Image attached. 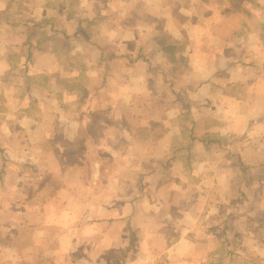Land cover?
Here are the masks:
<instances>
[{
  "label": "crops",
  "instance_id": "1",
  "mask_svg": "<svg viewBox=\"0 0 264 264\" xmlns=\"http://www.w3.org/2000/svg\"><path fill=\"white\" fill-rule=\"evenodd\" d=\"M214 8L0 0V89L25 95L0 146L29 154L25 183L0 181L1 264H196L225 232L264 248L243 204L264 192V34ZM230 202L233 229L201 219Z\"/></svg>",
  "mask_w": 264,
  "mask_h": 264
},
{
  "label": "rangeland",
  "instance_id": "2",
  "mask_svg": "<svg viewBox=\"0 0 264 264\" xmlns=\"http://www.w3.org/2000/svg\"><path fill=\"white\" fill-rule=\"evenodd\" d=\"M197 1L199 2L202 1L203 4H206V6L208 7L216 8L217 0H197ZM224 1L230 7L229 10L230 12L233 11L232 9H237V11L245 12L247 18L253 19L251 23V27L260 28L264 34V0H224ZM21 96L24 97L25 95H22V92H18L17 90H11L10 92H7L6 90L0 89V119L4 118L3 114H6L5 120L7 119V117H11L14 114V111H16L17 107H18V111L22 110V105L19 106H17V104L15 105L16 103L15 101L19 100ZM7 123H11V120H7ZM22 140L24 139H20V140L18 139L16 141L20 142ZM4 149H5L4 147L0 146V181L2 186H9L10 182L12 183V186L17 182L20 184L25 183L23 181L24 179L22 180L21 178L22 177L26 178L25 176L26 172H24L22 169H16L15 167L23 162H28L29 154L18 153L11 158L8 155H6ZM263 177H264V173L262 174V182H261L262 191L264 190ZM20 188H24V187H21V185L17 186V190H19V194L21 193ZM25 189L27 190L28 188ZM261 193H263L262 200L258 201V204L255 205L254 202L251 200H248L247 202H243V204L246 206L245 212H262L261 219L263 221L262 223H264V192ZM8 198H9L8 194L4 195L3 198H0V211L16 212V208L13 209L12 206L10 205L11 203L14 204V202L10 201L11 198L9 200ZM231 203L232 202H230V204L228 205L229 207L228 212L215 213L219 215H216V217H211L212 215H209L208 217H201V219L205 222L207 221L206 224H213V225L218 224L219 226L227 230L233 229V225L235 223L232 218L233 215L232 207L234 206V208H236V203L235 204L233 203L231 204ZM241 204L242 202L240 201V205ZM16 205L17 203L15 204V207ZM6 219L7 218H4L3 216L0 218V235L3 234V232L8 227L6 221H1ZM247 219L251 220L252 218H247ZM243 220H245V218H243ZM228 223L230 224V226H228ZM216 235H218V238L217 239L214 238L215 240H217V242L214 243L215 244L214 248H212L209 252L208 250H203V249L197 251L198 258H200V260L196 264H264L263 247L247 248L246 246L242 245L241 238L239 239V236L237 237V235H233L232 233L225 232V233H217ZM263 236H264V232L261 233V237ZM207 252L208 255L206 257L205 254ZM119 254H120L119 251L115 253V255L118 258L120 256ZM163 259H165L164 256L160 258L157 257L152 261L150 260L151 261L150 264L154 262L158 263ZM106 260L108 259L106 258ZM11 264L13 263L11 262Z\"/></svg>",
  "mask_w": 264,
  "mask_h": 264
},
{
  "label": "built area",
  "instance_id": "3",
  "mask_svg": "<svg viewBox=\"0 0 264 264\" xmlns=\"http://www.w3.org/2000/svg\"><path fill=\"white\" fill-rule=\"evenodd\" d=\"M152 264H173V261L170 257H165V259L161 260L160 262L158 263H152Z\"/></svg>",
  "mask_w": 264,
  "mask_h": 264
}]
</instances>
